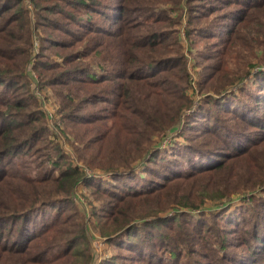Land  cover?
<instances>
[{"label": "trees", "instance_id": "16d2710c", "mask_svg": "<svg viewBox=\"0 0 264 264\" xmlns=\"http://www.w3.org/2000/svg\"><path fill=\"white\" fill-rule=\"evenodd\" d=\"M23 1L0 0V85L17 82L14 90H29V81L17 79H25L35 57L32 68L41 69L38 86L59 85L63 88L58 95L65 90L58 113L60 120L74 122H70V137L80 143L74 148L83 151L78 156L82 165L66 163V155L53 146L51 149L58 152L56 158L51 159L50 151L41 153L46 155L47 165L42 172L28 174L23 155L30 150L37 153L49 143L44 110L37 97L28 92L14 94L9 101L0 100V264H65L58 259L81 254L77 247L86 246L91 234L80 210L77 223H71L64 209L77 208L74 193L80 182L99 187L93 181L95 176L86 173L88 168L105 170L111 179L118 180L115 188L105 186V195L115 200L105 211L108 213L91 212L105 245L120 249L105 256L102 263L116 264V258L126 256L125 249L145 264H163V259L171 260V264H264V231L260 230L264 213V117L258 123L245 106L229 105L226 121L210 119L202 131L190 132L193 121H199L194 112L199 107H191L186 92L191 80L178 31L164 29L168 24H180L177 11L187 5L184 35L196 34L203 27L200 19L209 17V6L192 4L200 0H107L116 5L112 19L106 14L110 5L97 0H30L38 15L31 25ZM98 3L102 8L105 5L103 12L97 10ZM247 8L260 14L249 22L252 25L235 39L230 50H249L253 66L259 49L264 53V0H250L245 12ZM97 13L109 16L112 23H96L93 15ZM129 13L136 17H128ZM55 14L60 17L52 16ZM38 28L44 29L43 35L36 32ZM36 39L44 49L48 44L55 47L56 58L50 59L40 49L35 51ZM234 57L239 58V54ZM166 60L170 63L161 66ZM262 68L256 75L264 73ZM246 75L237 69L221 80L210 76L198 82V91H226L219 98L203 96L205 102L215 105L229 96L239 101L249 96L264 102V94L257 98L254 93H244V85L239 83ZM76 84L82 95L70 91ZM106 94L117 100L105 98ZM98 100L110 102L113 109L104 115L89 111L90 116L85 117L83 104ZM27 106L30 108L25 110ZM233 119L258 126L260 136L253 138L254 131L236 129ZM74 125L81 126L82 133L74 130ZM198 134H204L206 140L194 146L196 153L191 158L173 150L163 151L175 136L188 139ZM239 137H246L249 143L241 146ZM179 156L186 158L191 169L182 168L176 158ZM169 157L167 161L175 162L174 166L179 162V169L165 164ZM153 161L163 169L161 175H150L156 167L151 166ZM143 166L147 173L136 171ZM233 195L245 198L250 205L247 216L239 219L243 220L241 224L237 219L235 228L228 227L230 223L218 228L213 225L219 223L217 218L205 219L208 213L215 215L205 206L208 199H231ZM230 203L227 200L223 205ZM184 206L203 209L200 218H194L195 212L184 211ZM101 215L105 219L99 218ZM228 235H236L237 243L246 247L236 252V258L230 249L235 246L234 237ZM195 253L199 259L193 260L190 256ZM93 261L95 256L89 253L84 264Z\"/></svg>", "mask_w": 264, "mask_h": 264}, {"label": "rangeland", "instance_id": "374dc122", "mask_svg": "<svg viewBox=\"0 0 264 264\" xmlns=\"http://www.w3.org/2000/svg\"><path fill=\"white\" fill-rule=\"evenodd\" d=\"M98 2H105V4L110 5V9H107V15H112L111 18H115V7L116 5H113L114 3H108L107 0H97ZM250 0H241L240 3L238 2H230L228 0H200V1H193L192 4H202L204 6H209L208 12L209 17L200 19V24H203V27L199 29L196 34H185V25L187 23V5L186 8H180L177 11V16H180V24H168L164 27L166 30H177V37L179 40V44L181 46V51L186 57L187 61V68L189 72V77L191 80L190 86L186 89V92L188 93L189 98L191 99V107H199L194 110V112H197V118L199 121H193L195 125L191 127L190 132L195 131H202V127L206 126V123L208 120L212 119L214 122H224L228 119V114L231 112L230 106H233V108L238 107L239 105L245 106L246 110L251 111V115L253 116V120H256L258 123H262L261 120H263L264 117V102H256L253 99L246 98L242 99V101H239L236 96H229L222 101H220L217 105L215 103H207L203 99V96L205 95H211L213 98H219V96L223 95L225 92L220 94H215L212 91H208L205 93L199 92V84L198 82L203 81L210 78H218L221 80L224 78V76H229L230 74H233L237 69L239 71L241 70L242 73H246L247 75L242 79V81L239 83V85H244V93L246 94H256V97L259 98L261 94H264L262 91L264 90V73H260L256 75V71L260 69V66H263L261 70H264V53H261L262 50L259 49V53L257 54V58L255 59V63L252 66L250 63V57L252 56L249 53V50H243L245 48H238L234 52L230 50L231 44L234 43L235 39L243 34L246 31L247 28H249L252 24L249 22H252L253 19L257 18L259 16V11L255 10L254 8H247L246 12L244 11L247 7V4ZM118 3V0H117ZM22 4L29 9V17H30V23L33 24L34 21L38 19V15H36V11L34 10L33 3L30 2V0H24ZM104 4V3H102ZM97 10L99 12H103L105 10V5L102 8L101 4L98 3L96 6ZM201 10V12H204V8L196 7L195 9ZM242 10V11H241ZM242 12H245V15H247V19H243L245 15H243ZM236 13V14H235ZM79 14L83 15L84 13L80 12ZM173 12L170 11L169 15H172ZM103 16L101 13L94 14L95 18L98 20L96 23L101 25H110L112 21H109V16L107 17ZM52 16H58L60 15H52ZM128 17H136L135 13H129ZM141 20V18H140ZM59 21L63 22V19H59ZM42 28H38L36 32L40 35H43ZM187 36V37H186ZM169 40V39H168ZM248 39L245 40V42ZM42 42L36 39V42L34 43L33 49L36 51L37 49H40L43 54H48V57L51 59H55L57 54H53L56 51V48L49 45L46 49H44L42 46ZM45 45L47 43H44ZM235 54H239V58H235ZM206 56H209V59H205ZM35 57L30 62L31 68L29 70V73L26 74L25 79L24 78H18V82H23L24 80L29 81V90L28 88H22V89H16L14 90V87H16V83L12 86H4L0 85V100H11L14 94L20 95H26L27 92L29 95H33L36 99H38V102L40 104V107L44 110V120L47 123V126L49 128V135L47 134L49 139V143L46 145V147H42L41 151L34 153L33 150L28 151L26 154L23 155L22 163L24 164V170L30 174L34 175L37 171L42 172L43 167L47 165V161H44V158L46 155H42L41 153H47L50 151L51 159L56 158L58 152L56 150H52L51 147L58 146L62 154L66 155L67 162L72 165H82L80 164L78 160V156L81 151L75 150V147L80 146V143L78 141L73 142L72 137H70L71 133V126L70 122L74 124V122L60 120V116L58 113V109L61 107V99L62 95L65 93V90L61 92V94L58 95V90L63 88L59 85H52V86H38V81H41L39 76L40 68H32V65H34ZM50 62V61H49ZM170 61L166 60L162 65L169 64ZM151 68H156L151 67ZM249 71V73H248ZM147 72V71H145ZM203 83V82H201ZM208 83V82H206ZM79 86V84H76L74 88H71L70 91L73 94L82 95V91L76 90V88ZM192 86V88H191ZM173 88V87H172ZM170 87V89H172ZM236 86H234L232 89H235ZM263 88V89H262ZM174 89H179L178 86H175ZM205 90V89H204ZM239 92V91H238ZM243 92H240L242 95ZM229 95V94H228ZM103 98V97H100ZM105 98H111L116 101L117 99L111 97L110 95L106 94ZM262 99V98H260ZM85 110L84 116L89 117L90 115L87 114L89 111H97L98 114L104 115L108 111L113 109V105L110 102H105L102 100L94 101L91 103L83 104ZM30 107L27 106V109ZM192 108V111H193ZM191 111V112H192ZM206 116V117H204ZM232 126L234 125L236 129L241 130L245 132L246 130H252L255 132L253 138H258L260 136V128L257 127H251L248 126V124L241 123L238 119L232 120ZM253 128V129H252ZM73 129L76 130L79 133H82L83 128L81 126L74 125ZM174 133L169 134L166 138L169 140L170 137H172ZM47 138V139H48ZM245 138H238L237 142L243 146L244 144H248ZM206 140V136L204 134H198V135H192L188 139H184L183 137L175 136V140L171 141V146L163 147V151H167L169 153L177 152L180 155H185L188 158H191L195 151V145L196 144H202L203 141ZM175 142V143H174ZM40 145L41 143L38 142ZM164 142L162 141L161 144ZM166 143V141H165ZM44 144V143H43ZM72 149V150H71ZM173 150V151H172ZM180 159L181 163L183 164L182 168L184 170L191 169V166L189 162L186 161V158L179 156L176 157ZM171 159V157L167 158L165 160V164L168 165V163L172 166V168L178 167L179 169V162L178 165H175V162H168L167 160ZM43 163L39 167L36 165H39L40 163ZM244 164V163H242ZM151 166H156L155 162L153 161L151 163ZM169 166V165H168ZM162 168L159 166H156L151 176L153 175H161L162 174ZM137 172H141L142 174L147 173L146 167H140L136 170ZM87 174H93L95 177L93 179L94 182L99 183V187L96 189L93 185L87 184L85 185L83 182H80L75 190L74 198L76 199V206L75 207H68L64 209V216H69V222L71 223H77L78 221V213L80 212L84 216L85 223L88 227V232L91 234L88 244L80 245L77 247L79 250H81V254L78 256H72L70 258L64 257L58 259V263H65V264H84V260L86 256L88 257L89 253L90 255L95 256V262H91V264H104L103 258L107 256L108 254H113L117 248L115 247H107L104 243V237L99 234L97 229L94 227V222H96V219L94 218L93 213L98 214H107L108 212H105L106 210H110V206L112 203L115 202V200L109 198L107 195H105V186H109L110 188H115L114 185L118 183L117 179H111L110 172H105V170H91L90 168L86 169ZM159 180V179H158ZM125 184H122V189L120 191H123V187L128 183V180L124 181ZM139 186H142V179L140 178L138 180ZM118 192V191H117ZM119 193V192H118ZM126 192H123L125 194ZM261 193V192H259ZM261 195H264L261 194ZM217 200L208 199L206 203V208H211L208 210H211L214 212V216L211 214H207L205 216V219L208 218L210 221L212 218H217L219 223L213 222V225L217 226L219 225L222 227H225L228 223V227L235 228L236 223L234 220H239L242 216H247V210L250 207L249 203L246 201L245 198H240L238 196H231V199L226 198H220L216 197ZM219 199V200H218ZM227 200H230L231 203L229 205H223V203ZM200 206V205H199ZM216 207V208H214ZM184 211L186 212H195L196 215L194 218H200L199 212L203 209H197L193 207L184 206L182 207ZM257 210H262L263 207L256 206ZM219 209L218 211H215ZM92 210V211H91ZM93 212V213H91ZM263 220L260 225V230L264 231V213H262ZM101 219H105V215L99 216ZM252 218V215L249 217ZM214 221V220H213ZM240 224L243 222V220H239ZM226 227V228H228ZM240 228V226L238 225ZM202 233H205L204 231ZM215 233V232H214ZM214 233L212 235H214ZM208 235V236H212ZM230 237H234L233 241L235 242V246L230 247L233 251H235L234 257L236 258V252H242L246 250V247L243 243H237L236 235H228ZM237 244H240L237 246ZM195 249V248H193ZM120 251V249H117ZM124 254L126 256L123 259L116 258L115 262L116 264H145L143 261L136 258L135 255L128 253L127 250H123ZM190 258L193 260L199 259L198 253L191 254ZM203 260V258H202ZM163 264H171V260L169 259H163Z\"/></svg>", "mask_w": 264, "mask_h": 264}]
</instances>
